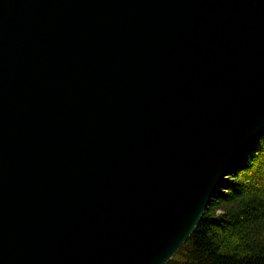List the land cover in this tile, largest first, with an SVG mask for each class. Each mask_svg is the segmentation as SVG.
Returning <instances> with one entry per match:
<instances>
[{
    "label": "water",
    "instance_id": "95a60500",
    "mask_svg": "<svg viewBox=\"0 0 264 264\" xmlns=\"http://www.w3.org/2000/svg\"><path fill=\"white\" fill-rule=\"evenodd\" d=\"M264 136V0H0V264H168Z\"/></svg>",
    "mask_w": 264,
    "mask_h": 264
},
{
    "label": "trees",
    "instance_id": "16d2710c",
    "mask_svg": "<svg viewBox=\"0 0 264 264\" xmlns=\"http://www.w3.org/2000/svg\"><path fill=\"white\" fill-rule=\"evenodd\" d=\"M168 264H264V136L230 171Z\"/></svg>",
    "mask_w": 264,
    "mask_h": 264
},
{
    "label": "bare ground",
    "instance_id": "6f19581e",
    "mask_svg": "<svg viewBox=\"0 0 264 264\" xmlns=\"http://www.w3.org/2000/svg\"><path fill=\"white\" fill-rule=\"evenodd\" d=\"M259 140H260V139H259ZM259 140H258V141H259ZM258 141H256V143H257ZM251 147H252V146H251ZM249 149H250V148H249ZM249 149H248V150H249ZM246 152H247V151H244V152L240 155V157H239V159H238V162H240L241 160H243V158H244ZM238 162L236 163V165H238ZM236 165H235V166H236ZM211 203H212V202H211ZM210 206H211V204H210ZM210 206L208 207V209L210 208ZM208 209H207V210H208ZM207 210H206V212H207ZM205 214H206V213H205ZM205 214H204V216H205ZM204 216H203V217H204ZM202 219H203V218H202ZM201 221H202V220H201ZM199 224H200V223H199ZM197 227H198V226H197Z\"/></svg>",
    "mask_w": 264,
    "mask_h": 264
}]
</instances>
